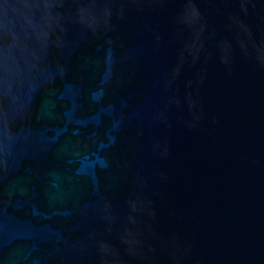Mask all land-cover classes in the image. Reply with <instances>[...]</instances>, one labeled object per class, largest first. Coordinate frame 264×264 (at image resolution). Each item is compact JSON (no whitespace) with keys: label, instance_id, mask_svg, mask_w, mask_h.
Returning a JSON list of instances; mask_svg holds the SVG:
<instances>
[{"label":"water","instance_id":"water-1","mask_svg":"<svg viewBox=\"0 0 264 264\" xmlns=\"http://www.w3.org/2000/svg\"><path fill=\"white\" fill-rule=\"evenodd\" d=\"M0 264H264V0H0Z\"/></svg>","mask_w":264,"mask_h":264}]
</instances>
